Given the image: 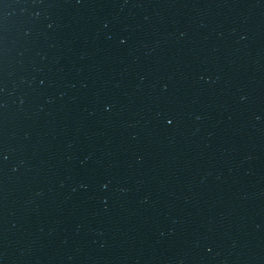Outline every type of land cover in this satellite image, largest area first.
<instances>
[{
  "label": "water",
  "instance_id": "water-1",
  "mask_svg": "<svg viewBox=\"0 0 264 264\" xmlns=\"http://www.w3.org/2000/svg\"><path fill=\"white\" fill-rule=\"evenodd\" d=\"M0 264H264V0H0Z\"/></svg>",
  "mask_w": 264,
  "mask_h": 264
}]
</instances>
